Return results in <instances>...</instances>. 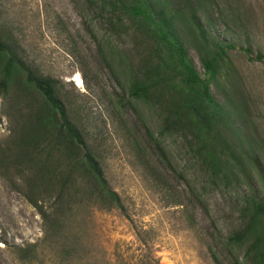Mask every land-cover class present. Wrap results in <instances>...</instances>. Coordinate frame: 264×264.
<instances>
[{"label": "rangeland", "instance_id": "obj_1", "mask_svg": "<svg viewBox=\"0 0 264 264\" xmlns=\"http://www.w3.org/2000/svg\"><path fill=\"white\" fill-rule=\"evenodd\" d=\"M91 1L0 0V32L21 59L57 81L69 118L99 156L124 211L77 203L75 221L51 236L14 188L13 173L0 175V264H243L247 241L236 246L228 237L239 227V209L250 208L254 195L264 200V59H249L264 54V0H191L205 39L185 0H160L228 118L222 139L211 133L201 154V142L163 132L156 110L129 95L131 32L111 34L99 0ZM228 43L235 47L210 75L203 60ZM5 59L0 53V66ZM20 105L0 97V148ZM256 225L264 234V219ZM29 246L34 258H21L19 249Z\"/></svg>", "mask_w": 264, "mask_h": 264}, {"label": "trees", "instance_id": "obj_2", "mask_svg": "<svg viewBox=\"0 0 264 264\" xmlns=\"http://www.w3.org/2000/svg\"><path fill=\"white\" fill-rule=\"evenodd\" d=\"M99 3L98 14L106 29L118 36L131 32L129 36L136 46V60L130 62L129 95L156 110L163 132L174 133L188 145L201 142L196 148L199 154L207 146L205 138L211 133L216 140L222 139L228 125L226 113L212 96L208 78H202L195 69L161 1L99 0ZM185 3L199 35L205 39L206 31L195 16L193 3L191 0ZM176 6L181 7V3ZM14 45L4 33L2 38L0 32V53L6 56L0 66V97L21 104L13 115L16 124L12 134L0 148V175L13 173L9 179L14 188L37 209L45 231L51 236L65 230L72 219L75 221L77 203L91 202L124 211L120 196L108 184L99 156L69 118L57 81L21 59ZM234 47L219 44L215 55L203 60L205 71L211 75L216 61L226 49ZM249 59L261 61L264 54H250ZM157 147L160 155L161 148ZM213 152V148L208 150V161ZM214 169L211 163L210 172L214 173ZM239 211V227L228 237V243L242 246L247 241L243 264H264V234L256 225L260 218L264 219V200L254 195L250 208ZM33 250L32 246L20 248L21 258L32 260Z\"/></svg>", "mask_w": 264, "mask_h": 264}, {"label": "bare ground", "instance_id": "obj_3", "mask_svg": "<svg viewBox=\"0 0 264 264\" xmlns=\"http://www.w3.org/2000/svg\"><path fill=\"white\" fill-rule=\"evenodd\" d=\"M75 81L77 82L78 85H82V80H81V77L76 74V76L74 77Z\"/></svg>", "mask_w": 264, "mask_h": 264}]
</instances>
